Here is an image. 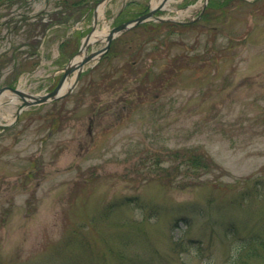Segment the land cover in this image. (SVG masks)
Instances as JSON below:
<instances>
[{"label":"rangeland","instance_id":"374dc122","mask_svg":"<svg viewBox=\"0 0 264 264\" xmlns=\"http://www.w3.org/2000/svg\"><path fill=\"white\" fill-rule=\"evenodd\" d=\"M74 1L0 0V87H56L99 0L80 17ZM160 2L108 0L89 52ZM204 2L157 15L188 22ZM207 8L121 34L71 93L0 131V264H264L249 243L264 241V0Z\"/></svg>","mask_w":264,"mask_h":264},{"label":"water","instance_id":"95a60500","mask_svg":"<svg viewBox=\"0 0 264 264\" xmlns=\"http://www.w3.org/2000/svg\"><path fill=\"white\" fill-rule=\"evenodd\" d=\"M104 0H101L100 2H103ZM167 0H163V5L165 4ZM163 5H160L157 8L152 9L151 11H149L146 14H143L139 17H137L134 20H130L127 21L125 23L120 24L119 26L115 27L112 29V31L109 33V35L107 36V45L104 49L100 50V51H96V52H92L91 54L87 55L86 57H84V59L79 62L77 65H72L71 63L66 67L65 69V73L63 74V76L61 77L58 85L56 86V88L54 90H52L51 92H48L44 95H33V94H28L25 93L21 90H19L18 88H13V87H3L0 88V96L6 91L9 90L12 93H14L15 95L19 96L20 99L22 100V103L19 105L17 112H16V117L18 118L19 114L27 107L30 106H34V105H41L44 103H48L54 100H57L59 98L64 97L65 95H67L68 93H70L73 90V87H71L69 89V91L66 94H61V90L63 87V84L65 82V80L67 79V77L76 69H79V73H78V77L76 79V83L79 80V77L81 75V71L82 68L85 64H87L88 62L92 61L93 59H95L99 54H102L104 52H106L109 47L110 44L112 42V40L114 39L115 36L127 31L128 29L132 28L133 26H136L142 22L145 21H149L152 18L163 21V19L157 17L155 15V13L159 10L162 9ZM206 5V4H205ZM204 5V8H205ZM91 36V33H89L86 36L85 42H84V46L87 48L88 46V40ZM7 127V125H0V128H5Z\"/></svg>","mask_w":264,"mask_h":264},{"label":"trees","instance_id":"16d2710c","mask_svg":"<svg viewBox=\"0 0 264 264\" xmlns=\"http://www.w3.org/2000/svg\"><path fill=\"white\" fill-rule=\"evenodd\" d=\"M88 4V0H75L74 3L72 4L73 7H76V10L78 12H83L85 11V7L87 6ZM175 26V24H172ZM201 156H195V157H192L191 159H187L188 161H191V163L194 165V166H197L199 168H207L208 167V164L207 162L204 160V159H201L200 158ZM187 158V156H186ZM253 241H259V244L261 245V248L262 250H264V241L260 238V237H256V238H252L249 240V243L253 242ZM243 248H245V244H248V243H243ZM183 245L182 242H179V246L181 247ZM250 245V244H249ZM241 249V248H240ZM242 251V249H241ZM248 256H251V257H256L258 256V253L256 250H252ZM246 264V263H244Z\"/></svg>","mask_w":264,"mask_h":264},{"label":"bare ground","instance_id":"6f19581e","mask_svg":"<svg viewBox=\"0 0 264 264\" xmlns=\"http://www.w3.org/2000/svg\"><path fill=\"white\" fill-rule=\"evenodd\" d=\"M158 5V3H155L154 5H153V7H156ZM104 6V5H103ZM103 6H101L100 8H99V13H100V15H102L103 14ZM96 35H97V32H95L94 34H92V36H91V38H90V43L91 42H94V41H96L97 40V38H96ZM106 36V35H105ZM105 36L103 35L102 37L103 38H105ZM85 56V52H83V54L82 55H80V56H77L74 60H73V63L74 64H76V63H78V62H80L81 60H82V58ZM72 80V79H71ZM71 85V82H66L65 83V86L63 87V89H62V92H65L68 88H69V86ZM4 97H7L8 98V101H3V98ZM3 102H6V103H9V104H11L12 106H17L18 104H19V101H18V99L14 96V95H12L11 94V92H5L1 97H0V106L3 104Z\"/></svg>","mask_w":264,"mask_h":264}]
</instances>
